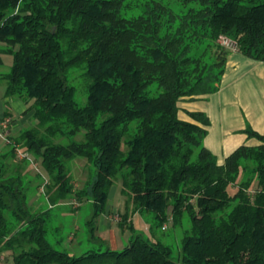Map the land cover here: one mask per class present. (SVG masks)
I'll use <instances>...</instances> for the list:
<instances>
[{"label":"trees","instance_id":"trees-1","mask_svg":"<svg viewBox=\"0 0 264 264\" xmlns=\"http://www.w3.org/2000/svg\"><path fill=\"white\" fill-rule=\"evenodd\" d=\"M233 51L264 62V0H0L5 95L28 104L32 121L0 154V253L13 264H264V135L247 126L258 144L218 163L204 145L206 114L179 117L180 102L219 89ZM16 145L46 177L27 158L10 168ZM31 173L46 207L23 188ZM117 182L118 226L134 230L139 214L151 237L80 255L56 248L51 209L87 200L94 224ZM168 225L183 229L179 260L154 236Z\"/></svg>","mask_w":264,"mask_h":264},{"label":"crops","instance_id":"crops-1","mask_svg":"<svg viewBox=\"0 0 264 264\" xmlns=\"http://www.w3.org/2000/svg\"><path fill=\"white\" fill-rule=\"evenodd\" d=\"M1 58L0 66L4 65L2 55ZM5 73L0 69V122L5 118L9 119L2 129L11 139L32 121L30 112L25 111L28 104L5 95L6 82L3 79ZM256 82L261 86L260 95L252 94L257 86ZM187 111L202 112L208 117L210 124L204 137V145L215 155L218 163H222L224 158L240 145L258 144L257 139L247 136L245 129L249 126L253 131L264 135V62L253 60L235 51L230 52L219 89L202 98L185 99L180 102L181 119H189ZM3 149L4 147H0V153ZM111 189L115 192L117 188L113 189L112 186ZM109 222L110 220L101 214L100 218L98 217V231L109 227L111 224Z\"/></svg>","mask_w":264,"mask_h":264},{"label":"rangeland","instance_id":"rangeland-1","mask_svg":"<svg viewBox=\"0 0 264 264\" xmlns=\"http://www.w3.org/2000/svg\"><path fill=\"white\" fill-rule=\"evenodd\" d=\"M2 57L4 60V65L0 66V69L7 72L10 68L12 57L7 54L2 55ZM256 83L257 86L253 89L252 94L260 95L261 91L259 87L261 86L258 82ZM76 101L78 104H83L85 102V95L78 91L76 93ZM82 136L83 132H80L74 137V139L81 140ZM0 137V147H4L2 152L9 151L13 145V138L9 139L7 135H5L2 128H0ZM8 139L10 140L9 142H7ZM15 147H17V149L21 151V149L17 145ZM13 153L14 157L12 159L11 157L7 158V162L10 165V168L14 165V163L12 162L13 160H16L17 162L20 159V153H18L16 148L14 149ZM31 159L35 163V167L33 164H27L26 170L28 169L29 172L35 174L41 173L46 177L45 172L39 165V162H35L33 157H31ZM2 160L3 159H1L0 162H2ZM83 160V158L77 157L71 163L74 182L77 185V188L82 187L83 183L87 179V171L85 166H83V164L85 165V161L83 162ZM22 167H24L25 169L24 165ZM31 174L26 176L23 188L26 190L28 197L34 196L35 199L40 202L42 207H46L44 195L41 193L43 188L41 187L40 189H38L35 187V183L39 182V179L37 180L33 177V174L32 176ZM28 179H31L32 183H26ZM111 188L109 190L106 209L103 212V215H105L107 219L110 220L111 224L109 225V227L102 229L100 232L98 231V218L96 219L94 224L89 222L92 216V208L91 203L87 200L84 201L79 206V208L75 206L76 201H74V204H62L51 209L52 214L49 222L51 232L49 233V239L51 240V242L56 244V248L65 250L73 255H80L83 251L89 248L104 249L108 247L113 250H120L128 244L129 238L136 233L142 234L145 237H151L147 219L139 214H134L131 216L134 230L126 228L122 229L118 226V222L120 221V214L122 211H124L125 197L120 192V182L113 184V189L117 188L115 192H112ZM182 230L183 229L180 227H171L170 225H168V227L166 228L154 231V236L156 239H160L162 242L168 244L171 247V258L174 260H179L182 255ZM69 233L75 234L74 238L69 239V237L67 236ZM70 237L72 236L70 235ZM61 238H64L62 242L56 243L60 241ZM0 264H13L12 257L9 252L0 253Z\"/></svg>","mask_w":264,"mask_h":264},{"label":"built area","instance_id":"built-area-1","mask_svg":"<svg viewBox=\"0 0 264 264\" xmlns=\"http://www.w3.org/2000/svg\"><path fill=\"white\" fill-rule=\"evenodd\" d=\"M221 43L228 48L233 47L232 42L228 38H221ZM8 121H9L8 118L3 119L2 122H0V126H1L0 128H4L7 125ZM16 150L18 151V153H20V159L19 160H21L23 158H27V159H29L30 163L33 164L35 167V163L26 153L19 151L17 148H16Z\"/></svg>","mask_w":264,"mask_h":264}]
</instances>
